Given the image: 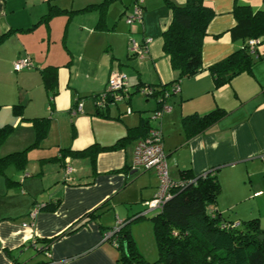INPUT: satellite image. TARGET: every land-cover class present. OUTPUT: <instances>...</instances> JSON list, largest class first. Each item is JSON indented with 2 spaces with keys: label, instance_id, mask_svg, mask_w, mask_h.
Instances as JSON below:
<instances>
[{
  "label": "crops",
  "instance_id": "1",
  "mask_svg": "<svg viewBox=\"0 0 264 264\" xmlns=\"http://www.w3.org/2000/svg\"><path fill=\"white\" fill-rule=\"evenodd\" d=\"M129 1L0 0V127L13 125V133L7 139L10 149H4L5 142L0 154L31 146L36 140L31 119H50L48 134L36 152L28 151L26 169L7 167L6 175L16 183L8 186L6 176L0 173V264L42 263L47 257L44 260L36 257L46 255L40 249L51 238H55L50 247L53 257L68 258V264H120V251L104 240L105 231L140 212L133 206L143 205L144 200L153 198L157 192L156 172L133 167L135 145L146 136V130L136 129L132 138L117 148L108 146L127 136L130 129L150 121L152 111L158 106H145L135 96L138 86H162L178 79V72L163 50L162 33L173 17L166 0L144 3L147 19L144 17L143 38L151 37L152 41L144 61L140 60L139 64L147 66L148 77L140 76L137 80L128 77L133 91L131 97L104 110L94 99L95 94L105 89L111 71L119 65L116 52L111 54L107 47L108 43L112 49L117 47L111 34L116 30L114 18L110 19L111 8L115 7L121 17L129 9ZM238 1L251 5L254 10H264V0ZM204 2L215 10V16L203 43L202 71L179 80L181 90L172 97V102L180 105L174 114V125L180 133L175 142L164 145L169 172L178 180L185 169L200 174L218 168V179L224 182L235 179L236 170L253 179L258 176V169L260 180L254 194H259L263 191L260 186L264 185V71L257 64L255 72L253 67L251 74L243 72L230 83L216 87L210 66L241 48L245 41L234 40L230 33L236 24L235 0ZM100 4H104V12L100 11ZM87 6L92 7L83 10ZM154 11L157 12L155 22L148 18ZM50 12L48 21H43ZM75 17H81L78 28L82 29L84 39L88 37L87 43L83 48L81 41L68 46L71 56L64 52L61 55L58 45L52 44L56 42L52 41L54 22L63 25L68 18L69 24ZM123 36L126 39L125 33ZM261 40L264 42V38ZM261 50L264 51V45ZM25 55L34 58L36 67L16 71L14 62ZM48 65L58 67V93L53 107L49 105V92L42 76V69ZM81 99H85L82 111L74 114ZM120 102L133 108V112L139 111V115H124ZM15 105H18L16 109ZM218 107L226 111L225 115L204 133L188 139L183 117L205 114ZM146 111L148 116L142 114ZM161 126L165 131L167 128L169 136L174 135L166 127L164 117ZM93 145L102 147L95 161L91 152H81ZM68 164L73 167L70 178L65 171ZM140 170L148 172L149 177L141 176ZM40 204L46 206L40 208L35 218L31 217L33 206ZM217 208L220 210L218 204ZM96 209L97 216L87 217ZM83 217L85 225L67 232Z\"/></svg>",
  "mask_w": 264,
  "mask_h": 264
},
{
  "label": "trees",
  "instance_id": "2",
  "mask_svg": "<svg viewBox=\"0 0 264 264\" xmlns=\"http://www.w3.org/2000/svg\"><path fill=\"white\" fill-rule=\"evenodd\" d=\"M166 1L173 12V17L162 33L163 50L169 56L172 68L178 72L176 81L179 82L202 71L203 43L208 25L215 16V10L205 4L204 0H186L184 4ZM91 7L87 6L83 10ZM99 7L100 11L104 12V4H100ZM233 13L236 24L230 29L231 36L234 40H244L245 43L241 48L210 66L216 87L230 83L234 77L243 72H253L254 56L259 53L258 45L264 38V10H254L251 5L235 0ZM50 14L51 12L42 20L48 21ZM102 15L99 26L102 24ZM251 38L257 40L254 52L250 50L248 44ZM42 76L49 92V105L53 107L54 98L58 93V67L54 65L44 67ZM17 107L18 105H15V109ZM225 113L223 108L218 107L205 114L194 113L183 117L187 138L204 133ZM31 121L36 129L35 142L24 150L6 155L0 154V173L6 176L8 186H12L16 181L6 175L7 167L15 165L19 170L26 169L28 151L38 147L48 134L50 125L48 117H36ZM150 126H152L150 121L142 122L134 130L130 129L127 136L108 148L119 147L123 141L132 138L136 129L146 130L148 133ZM12 131L11 124L0 127V147ZM101 148L93 145L81 152H91L95 161L96 154ZM217 171L218 168L200 174H194L190 169L181 171L180 180L184 181V184L173 190V197L152 217L159 253L157 260L145 259L131 233V222L148 214L141 215L142 211H140L122 222L120 229L107 240L120 251V264H264V228L260 220L252 218L244 224H239L225 218L217 208V196L221 190ZM96 211L97 209L87 214V217L97 216ZM85 223L83 217V220L77 222L76 226L67 232ZM54 240L55 238L47 240L40 251L46 253Z\"/></svg>",
  "mask_w": 264,
  "mask_h": 264
},
{
  "label": "rangeland",
  "instance_id": "3",
  "mask_svg": "<svg viewBox=\"0 0 264 264\" xmlns=\"http://www.w3.org/2000/svg\"><path fill=\"white\" fill-rule=\"evenodd\" d=\"M142 1L143 3H145L146 0H142ZM136 5L137 4L135 3L134 0H130L129 9L121 17H120V13L115 7L111 8L110 19L114 18L113 24L116 25V30L113 31V33L111 34L114 35V38H115L114 40H115L117 47L115 49L114 48L112 49L109 43L107 44V47H108V52H111V54L113 53V51L116 52V62L119 65H116L117 67H115L111 71L110 76L115 71H121L122 73H125L129 78L134 77L135 80H137L140 76L148 77L149 69L147 68V66H141L139 64V61L143 60V58H140V57L130 58L128 55L129 46L131 45L130 43L132 42L133 38H135L138 42H143L142 38H143L144 32L142 30V27L144 24L135 22L134 26H132L127 23V19L134 14ZM143 12L145 13L146 9H144ZM156 13H157L156 11L152 12L148 16V18L149 19L152 18L155 22L157 20ZM143 17L147 19V16L144 15ZM54 20H55V17H54ZM57 20H59V18ZM67 20L68 18L65 19V23L63 25H56V23L54 22L55 27L53 29L54 35L52 36V41H56V42H52V44L58 45L59 54L63 55L64 53H66L71 56L68 46L73 47V45H77L79 41H81L80 42V44H82L81 48H83V45L87 43L88 37L84 39L85 35H83V33L81 32L82 29L78 28L81 23V17H75L72 21L69 22V24ZM83 21L86 22L87 19H84ZM143 21H144V18H143ZM77 28L79 30H76ZM124 29H126V32H124ZM156 30H157V27H156ZM73 31H74V35H73ZM124 33L127 35L126 39L123 36ZM92 38L93 37L91 36L90 40ZM124 40H126L125 43H124ZM263 45H264V42L259 44L260 46L259 53L254 56V59H255L254 72H255V67L257 64H258L257 66H261V68L263 69L262 71H264V67H262L264 65H261V64H264L263 63L264 62V51L261 50V47ZM59 54L57 53L58 58L60 57ZM27 56H31V55H25L20 58H25ZM33 61H34L35 66L32 68H35L36 63H35L34 58H33ZM77 64H80V63H77ZM25 69H31V68H25ZM109 78H107L108 81H107L105 89L102 90L101 92H104L105 90L109 88ZM135 96L140 98V100H142L141 102H144V105L147 107L157 106L156 104H158V101L160 100V98H157V96L155 95H151L149 99L146 100L147 96L142 91H137V94H135ZM172 97L174 96H171L168 100V106H170L171 109L169 111H165L163 114V117H164V122L166 123V127L168 125V130L172 129L174 132V135L169 136L167 132V128L165 131V129L163 130V127H162L163 134H164V145H167V143L169 144L171 142H175L180 133L178 126L174 125V116H175L174 114L176 112V108L178 109L180 105L178 102L174 104L172 102L173 100ZM84 100L85 99H81L80 102L83 103ZM120 105L121 107H124V109H122L124 115L127 113L128 114L133 113L138 116L140 113L139 111L133 112L132 110L133 108H131L130 106L127 107L124 102H120ZM157 108L158 106L156 107V109ZM154 110L152 111L150 118L152 117ZM148 113L149 112L146 111L142 114H145L146 116H148ZM12 133L13 131L9 134L7 139L10 137ZM7 139L2 143L3 145L6 142L7 147H5L4 149H10L9 145L11 143L10 141H7ZM37 148L38 147L32 148L30 149V151L36 152L34 150H37ZM65 171H66V167H65ZM142 171L143 170H140L139 172L142 173ZM257 173H258L257 174L258 176L252 179L249 175L244 174L243 172H238L236 170L235 179L230 178L224 182H220L221 190L217 196V204L220 206V210L225 218L234 220L236 223L238 222L239 224H244L245 221L252 219V218H258L260 220L261 226L264 228V185L260 186V188L263 189L261 193L254 194V192L258 188L257 184L260 180L258 169H257ZM143 175H146L147 177H149L148 172H144L141 174V176ZM139 180L140 178L136 179V182H138ZM145 201L146 200L143 201V205L139 203L133 206L136 209V211L144 210ZM158 212H159L158 210L151 211L148 213L147 216L131 222L132 236L137 244L139 251L143 254L145 259L148 261H155L158 259V256H159L156 239L154 235L153 221H152V217ZM46 257H47L46 255L40 254L36 258H38V260H44L46 259Z\"/></svg>",
  "mask_w": 264,
  "mask_h": 264
},
{
  "label": "built area",
  "instance_id": "4",
  "mask_svg": "<svg viewBox=\"0 0 264 264\" xmlns=\"http://www.w3.org/2000/svg\"><path fill=\"white\" fill-rule=\"evenodd\" d=\"M137 4L134 14L127 19V23L134 26L135 22L143 23L144 16V3L141 0H135ZM152 38L145 36L143 42H138L135 38L132 39L129 46V53L131 56L143 58L148 51V46L151 43ZM249 48L252 52L255 51L257 40L251 38L248 41ZM34 61L31 56L25 58H19L14 63L16 70H22L25 68L34 67ZM131 86L129 84V78L125 73L121 71H115L109 78V88L104 92L95 94V103L100 109L107 108L110 104L117 103L118 101L130 98ZM181 90L180 83L175 81L172 84H165L162 86H148L146 84L137 87V91H142L149 98L151 95L160 98L158 101V108L154 110L150 121L152 126L149 128L147 135L139 139L136 143L133 156V167L143 170H154L159 178V185L155 196L144 202V210L141 215H147L149 212L158 210L161 211L166 202L173 197V190L180 188L184 184V181L173 179L169 172V163L167 154L164 148V134L161 126V120L165 111L171 109L168 106V100L171 96L179 93ZM83 103L79 102L74 109V114L82 111ZM73 171L71 165L66 166L67 178H70V174ZM44 204L33 206L30 215L35 218L40 208ZM24 225H27L26 223ZM120 225L115 226L112 230H108L104 234V240H108L120 229ZM34 246L37 243L34 242ZM47 259L39 264H68V258L56 259L50 252V248L46 250Z\"/></svg>",
  "mask_w": 264,
  "mask_h": 264
}]
</instances>
